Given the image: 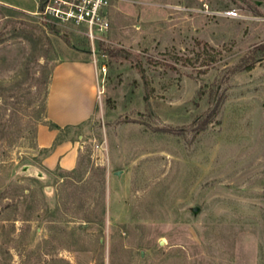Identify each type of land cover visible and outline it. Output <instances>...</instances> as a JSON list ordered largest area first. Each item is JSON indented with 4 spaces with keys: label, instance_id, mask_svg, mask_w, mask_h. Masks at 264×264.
I'll use <instances>...</instances> for the list:
<instances>
[{
    "label": "rangeland",
    "instance_id": "obj_1",
    "mask_svg": "<svg viewBox=\"0 0 264 264\" xmlns=\"http://www.w3.org/2000/svg\"><path fill=\"white\" fill-rule=\"evenodd\" d=\"M45 2L0 0V264H264V0H111L93 40ZM74 58L97 105L49 169L37 129Z\"/></svg>",
    "mask_w": 264,
    "mask_h": 264
},
{
    "label": "crops",
    "instance_id": "obj_2",
    "mask_svg": "<svg viewBox=\"0 0 264 264\" xmlns=\"http://www.w3.org/2000/svg\"><path fill=\"white\" fill-rule=\"evenodd\" d=\"M90 61L78 58L58 63L52 71L46 102L47 120L52 128L37 129V145L48 149L42 164L49 169H72L78 159L75 138H61L64 130L89 119L97 105L98 79Z\"/></svg>",
    "mask_w": 264,
    "mask_h": 264
},
{
    "label": "built area",
    "instance_id": "obj_3",
    "mask_svg": "<svg viewBox=\"0 0 264 264\" xmlns=\"http://www.w3.org/2000/svg\"><path fill=\"white\" fill-rule=\"evenodd\" d=\"M111 0H46L41 11L64 22L87 28L90 39L97 38L109 28L106 8ZM229 17L237 16L235 10H227Z\"/></svg>",
    "mask_w": 264,
    "mask_h": 264
},
{
    "label": "water",
    "instance_id": "obj_4",
    "mask_svg": "<svg viewBox=\"0 0 264 264\" xmlns=\"http://www.w3.org/2000/svg\"><path fill=\"white\" fill-rule=\"evenodd\" d=\"M29 166H23V170H27ZM32 170L35 172V174L38 176V177H41V178H45L46 174L43 173L41 170H39L38 168H35V167H32ZM119 174V172L117 173ZM197 211V208H193V212H196Z\"/></svg>",
    "mask_w": 264,
    "mask_h": 264
}]
</instances>
